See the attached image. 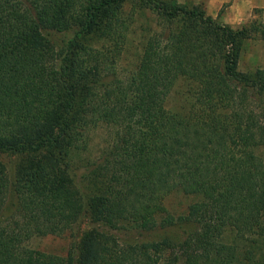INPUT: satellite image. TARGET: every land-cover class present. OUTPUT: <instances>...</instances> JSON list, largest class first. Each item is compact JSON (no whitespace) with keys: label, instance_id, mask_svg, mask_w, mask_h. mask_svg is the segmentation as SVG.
<instances>
[{"label":"trees","instance_id":"1","mask_svg":"<svg viewBox=\"0 0 264 264\" xmlns=\"http://www.w3.org/2000/svg\"><path fill=\"white\" fill-rule=\"evenodd\" d=\"M217 18L176 0H0V151L22 155L9 178L0 162V264H264V67L236 70L264 24ZM174 192L194 198L176 218ZM83 218L77 255L28 246Z\"/></svg>","mask_w":264,"mask_h":264},{"label":"rangeland","instance_id":"2","mask_svg":"<svg viewBox=\"0 0 264 264\" xmlns=\"http://www.w3.org/2000/svg\"><path fill=\"white\" fill-rule=\"evenodd\" d=\"M231 1V0H230ZM177 4L190 7L191 5H200L206 14V6L204 0H176ZM228 3L220 4L215 10H212V14H215L214 17L218 16V20L222 23L223 17L227 14L229 15ZM260 11L254 9L250 12L249 17L245 19L244 22L240 21L239 24L234 23L229 25L231 28L236 29L239 27H247L250 23L259 21ZM142 22V20L140 21ZM152 20L149 22L151 23ZM226 24V23H224ZM135 27L138 26V23L134 24ZM136 37L132 42H128L126 45V51L123 54L121 62H119V73L124 75L125 71L130 70L137 58L139 53V46H137ZM264 67V41L261 40L258 36L252 35L247 38H242L238 42V56L236 63V70L240 73H245L252 76L257 69ZM187 85L183 81L179 80L174 83L170 92L168 93L165 100V107L170 111H179L184 107V96L186 93ZM257 107V106H256ZM107 139V134L104 130L98 129L95 132L91 133L89 142L87 143L86 150L84 151L82 157L91 160L100 152L101 147L105 145ZM22 155L11 152V151H0V162L4 167V172L6 177H11L14 169L21 162ZM74 164L79 165L77 160H74ZM78 179V177H76ZM81 178V177H80ZM76 179L75 185L84 183V179ZM81 181V182H80ZM80 182V183H79ZM91 192V187L86 185V189ZM74 190V189H73ZM75 191V190H74ZM76 192V191H75ZM77 193V192H76ZM194 201V198L191 196L183 195L179 192H174L167 195L163 199V206L166 212L176 218L178 216H183L186 213L187 207L190 203ZM89 230V224L86 218L78 221L71 229L65 231L63 234L58 236L47 235L42 237H35L29 240L28 246L34 250L40 252L56 255V256H65L69 251H73L77 255V249L81 239Z\"/></svg>","mask_w":264,"mask_h":264},{"label":"crops","instance_id":"3","mask_svg":"<svg viewBox=\"0 0 264 264\" xmlns=\"http://www.w3.org/2000/svg\"><path fill=\"white\" fill-rule=\"evenodd\" d=\"M207 15L214 17L212 10H215L220 4L228 3L229 15L223 17V22L233 25L244 22L249 17L250 12L254 9L260 11V21L264 24V0H204Z\"/></svg>","mask_w":264,"mask_h":264}]
</instances>
